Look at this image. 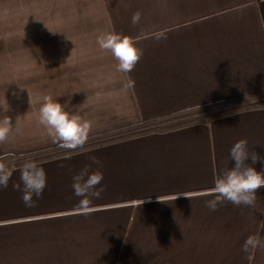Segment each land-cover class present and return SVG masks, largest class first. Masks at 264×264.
Segmentation results:
<instances>
[{"label": "crops", "instance_id": "obj_1", "mask_svg": "<svg viewBox=\"0 0 264 264\" xmlns=\"http://www.w3.org/2000/svg\"><path fill=\"white\" fill-rule=\"evenodd\" d=\"M103 32L135 41L133 71L100 49ZM263 92L264 0H0V120L13 125L0 156L43 158L47 176L32 207L13 187L21 167L0 187V264H264V247L244 251L264 239V187L254 206L212 211L205 195L240 139L264 172V109L65 153L39 120L50 96L90 122V143ZM89 156L103 192L85 216L72 177Z\"/></svg>", "mask_w": 264, "mask_h": 264}, {"label": "clouds", "instance_id": "obj_2", "mask_svg": "<svg viewBox=\"0 0 264 264\" xmlns=\"http://www.w3.org/2000/svg\"><path fill=\"white\" fill-rule=\"evenodd\" d=\"M141 14L136 12L132 16V23L140 21ZM96 42L100 49L110 51L118 61L116 67L120 72L130 73L139 62L142 51L136 47L135 41L126 35L116 32H103L96 36ZM30 97V94H29ZM7 103V102H6ZM39 120L47 129L48 135L54 143L65 150H77L88 141L91 124L79 114L65 110V106L54 101L50 96L43 97V103L39 109ZM13 125L11 118L5 116L0 120V143H4ZM19 131V129H16ZM230 160L235 161L234 167L225 168L214 180L211 189L205 195L213 197L206 201V206L217 210L224 202H231L239 206H254L257 200V191L264 187V172H258L246 161L251 157L252 164L261 159L255 152L250 151L246 139H240L230 149ZM5 159L0 156V160ZM90 164L73 175L72 188L75 196L79 197V214L89 215L94 211L92 201L99 199L103 188L98 187L103 180V173L90 171L91 165H98L100 161L95 156H89ZM19 183L13 187L21 191V199L26 206H35L33 196L40 197L47 184L45 170L35 162L26 161L20 168ZM12 178V172L8 171L4 163H0V187H8ZM188 197V196H187ZM158 200L161 199L158 197ZM162 202V201H161ZM264 247V239L249 236L244 244V251L249 248Z\"/></svg>", "mask_w": 264, "mask_h": 264}, {"label": "trees", "instance_id": "obj_3", "mask_svg": "<svg viewBox=\"0 0 264 264\" xmlns=\"http://www.w3.org/2000/svg\"><path fill=\"white\" fill-rule=\"evenodd\" d=\"M264 109V92L243 98H235L224 101H219L212 104L200 106L188 111H182L170 116L155 119L152 121H146L139 126L132 127L114 133L111 136H100L95 142L86 143L82 148L74 151H78L84 148H90L98 146L107 142L117 141L128 137L149 134L153 132H167L184 128L187 126L195 125L198 123H210L212 120L230 116L244 111ZM61 153L72 152L73 150L58 149ZM5 159L0 160V163H4L7 166L8 171L14 168L21 167L24 162L32 161L36 162L43 158L25 156L18 157L14 155H2Z\"/></svg>", "mask_w": 264, "mask_h": 264}]
</instances>
